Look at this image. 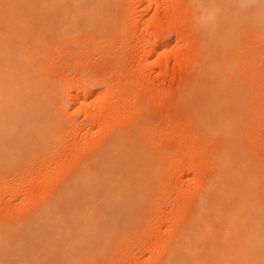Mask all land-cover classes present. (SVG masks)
I'll list each match as a JSON object with an SVG mask.
<instances>
[{
    "label": "rangeland",
    "instance_id": "1",
    "mask_svg": "<svg viewBox=\"0 0 264 264\" xmlns=\"http://www.w3.org/2000/svg\"><path fill=\"white\" fill-rule=\"evenodd\" d=\"M191 1L117 0L111 8L117 28L113 25L111 31L101 32L103 36L90 33L66 40L46 58L43 67L51 93L43 100H48L51 115L56 113V124L60 123L47 141L0 163L3 236L7 232L14 235L7 236L10 239L22 238L27 226H37L40 218L64 215L68 203L64 195L71 182L124 135L132 134L135 150L142 152L137 154L147 156L157 174L149 178L139 202L144 204L127 233L100 246L92 260L82 264H163L200 203L214 200L209 188L220 171L218 156L226 150L258 174L252 173L264 192V32L243 27L239 34L245 38L233 50L235 78L229 76L227 90L236 88L245 95L240 134L236 139L207 136L201 100L214 82L206 73L214 58L195 26ZM160 35L159 47L154 41ZM49 259L45 264L50 260L62 264Z\"/></svg>",
    "mask_w": 264,
    "mask_h": 264
},
{
    "label": "bare ground",
    "instance_id": "2",
    "mask_svg": "<svg viewBox=\"0 0 264 264\" xmlns=\"http://www.w3.org/2000/svg\"><path fill=\"white\" fill-rule=\"evenodd\" d=\"M113 3L112 0H0L1 164L22 156L21 152L27 149L29 152L52 135L53 127L60 121L56 124V113L51 115L48 100H43L44 94L50 92L43 63L66 40L111 31L117 18L113 21L116 14L112 13ZM190 3L195 26L214 58L206 71L214 82L200 102L202 126L207 136L231 139L240 134L237 129L245 99L236 88L227 90L229 76L236 69L233 50L245 38L239 34L240 30L243 33V27L257 34L264 32V0H192ZM157 37L154 43L159 46L161 35ZM169 48L172 51L174 47ZM131 135L117 137L94 160L92 167L82 168L78 173L81 175L77 174L75 182H71L73 187L70 184L69 192L66 190L68 193L64 195L68 196L64 215L58 212L56 216L57 208L55 213L52 211L56 218L51 220L48 213L49 220L46 215L37 226H34L36 222L31 224L34 227L27 226L30 228L22 238L10 239L14 238L12 233L4 232L11 235L9 238L1 231L0 264H45V260L53 257L62 264H82L88 258L92 260L100 246L106 247L127 233L135 214L136 217L140 214L137 209L144 204L139 202L149 188V178L157 174L147 156L135 150ZM218 161L220 171L209 188L215 194L214 200L200 203L163 264H264V192L255 176L258 174L253 171L255 175L252 174L248 165L229 150L221 152Z\"/></svg>",
    "mask_w": 264,
    "mask_h": 264
}]
</instances>
